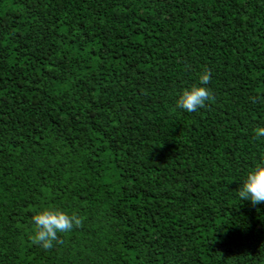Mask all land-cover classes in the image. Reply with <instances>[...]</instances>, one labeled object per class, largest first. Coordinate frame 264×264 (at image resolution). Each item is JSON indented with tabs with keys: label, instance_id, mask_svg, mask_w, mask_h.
I'll list each match as a JSON object with an SVG mask.
<instances>
[{
	"label": "trees",
	"instance_id": "trees-1",
	"mask_svg": "<svg viewBox=\"0 0 264 264\" xmlns=\"http://www.w3.org/2000/svg\"><path fill=\"white\" fill-rule=\"evenodd\" d=\"M257 126L264 0H0V264H264ZM46 207L83 219L48 250Z\"/></svg>",
	"mask_w": 264,
	"mask_h": 264
},
{
	"label": "clouds",
	"instance_id": "clouds-1",
	"mask_svg": "<svg viewBox=\"0 0 264 264\" xmlns=\"http://www.w3.org/2000/svg\"><path fill=\"white\" fill-rule=\"evenodd\" d=\"M210 81L211 69L205 68L199 75V83L184 88L179 94L176 107L190 113L204 108L207 101L214 99L212 91L207 87ZM252 99L255 102L256 98ZM255 134L257 138L264 137V126H257ZM237 192L241 200H250L253 206L264 203V161L257 162L248 171ZM32 220L35 225L33 243L46 250L53 248L55 243H62L59 233H68L83 224V219L76 213L69 214L54 207L44 208Z\"/></svg>",
	"mask_w": 264,
	"mask_h": 264
}]
</instances>
